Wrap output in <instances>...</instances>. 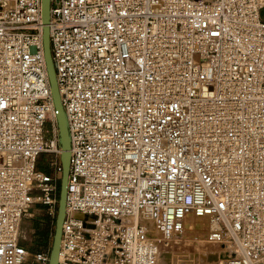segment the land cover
Instances as JSON below:
<instances>
[{"label": "built area", "instance_id": "1", "mask_svg": "<svg viewBox=\"0 0 264 264\" xmlns=\"http://www.w3.org/2000/svg\"><path fill=\"white\" fill-rule=\"evenodd\" d=\"M42 0H0V264L56 215L61 146ZM264 0H51L70 135L58 264H168L187 216L205 264H264ZM50 156L47 168L39 166Z\"/></svg>", "mask_w": 264, "mask_h": 264}, {"label": "water", "instance_id": "2", "mask_svg": "<svg viewBox=\"0 0 264 264\" xmlns=\"http://www.w3.org/2000/svg\"><path fill=\"white\" fill-rule=\"evenodd\" d=\"M50 16H51V0H42L41 3V17L43 25V47L44 55L46 60V66L48 71V76L51 85L52 97L57 111L56 119L59 132V143L61 146V163H62V173L60 182V192H59V202L57 207L55 233L53 237V243L50 250V258L48 264H58L60 255V245H61V235L62 226L66 215V200H67V184L70 169V135L68 130L67 118L62 106L60 92L58 89L56 72L51 56L50 49Z\"/></svg>", "mask_w": 264, "mask_h": 264}, {"label": "bare ground", "instance_id": "3", "mask_svg": "<svg viewBox=\"0 0 264 264\" xmlns=\"http://www.w3.org/2000/svg\"><path fill=\"white\" fill-rule=\"evenodd\" d=\"M203 226L207 227L209 232L214 227V224L208 217L187 216L182 233L174 236L170 242V250L165 254V261L168 264H179V260H181L180 264H192L191 262L193 264H205L204 261L200 263L204 260V253L215 247L207 242L206 237H203L202 232L205 229Z\"/></svg>", "mask_w": 264, "mask_h": 264}, {"label": "rangeland", "instance_id": "4", "mask_svg": "<svg viewBox=\"0 0 264 264\" xmlns=\"http://www.w3.org/2000/svg\"><path fill=\"white\" fill-rule=\"evenodd\" d=\"M262 16L264 18V13L262 14ZM50 161H51L50 156L42 155L39 159V166L42 168H47ZM56 215L53 216L49 214L45 207L36 206L34 210H32V216L25 217L22 222V225H21L22 243H24L27 247H29L32 250H39V249H42V250L50 249L51 250L52 243H53V232L55 230V224H56ZM207 230H208L207 227L203 230L202 232L203 237L207 236L208 234ZM45 237H47L46 238L47 247L43 248L41 247L40 243L43 240H45ZM205 250L204 252H206ZM204 256H205V253L203 255V259H204ZM200 260H202V258H200ZM180 261L181 260H179V264L181 263ZM191 263L193 264V262ZM200 263H203V260ZM182 264H188V263H182Z\"/></svg>", "mask_w": 264, "mask_h": 264}, {"label": "trees", "instance_id": "5", "mask_svg": "<svg viewBox=\"0 0 264 264\" xmlns=\"http://www.w3.org/2000/svg\"><path fill=\"white\" fill-rule=\"evenodd\" d=\"M61 182V181H60ZM54 233H55V230H54V232H53V237H54ZM47 237H45V240H43L41 243H40V245H41V247H43V248H46L47 247V239H46ZM39 250H42V249H39ZM39 250H34V251H39Z\"/></svg>", "mask_w": 264, "mask_h": 264}, {"label": "crops", "instance_id": "6", "mask_svg": "<svg viewBox=\"0 0 264 264\" xmlns=\"http://www.w3.org/2000/svg\"><path fill=\"white\" fill-rule=\"evenodd\" d=\"M264 13V12H263Z\"/></svg>", "mask_w": 264, "mask_h": 264}]
</instances>
